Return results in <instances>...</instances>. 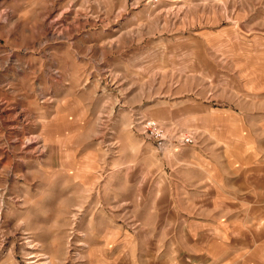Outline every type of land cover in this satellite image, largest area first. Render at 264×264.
Returning a JSON list of instances; mask_svg holds the SVG:
<instances>
[{
    "label": "rangeland",
    "instance_id": "374dc122",
    "mask_svg": "<svg viewBox=\"0 0 264 264\" xmlns=\"http://www.w3.org/2000/svg\"><path fill=\"white\" fill-rule=\"evenodd\" d=\"M242 168L257 239L264 0H0V264H146Z\"/></svg>",
    "mask_w": 264,
    "mask_h": 264
},
{
    "label": "crops",
    "instance_id": "0c3cea01",
    "mask_svg": "<svg viewBox=\"0 0 264 264\" xmlns=\"http://www.w3.org/2000/svg\"><path fill=\"white\" fill-rule=\"evenodd\" d=\"M244 172L249 173V169L242 168L244 177L238 183L241 181L243 188L237 193L224 191L218 182L211 181L202 196L194 194L190 211L170 215V222L166 220L163 226L165 234L148 235L146 264H234L264 253V236L255 239L250 232L245 206L248 199L244 197L248 178ZM226 195L239 198L231 200ZM177 229L179 236L175 235Z\"/></svg>",
    "mask_w": 264,
    "mask_h": 264
},
{
    "label": "built area",
    "instance_id": "2783aa9c",
    "mask_svg": "<svg viewBox=\"0 0 264 264\" xmlns=\"http://www.w3.org/2000/svg\"><path fill=\"white\" fill-rule=\"evenodd\" d=\"M153 3H158V2H160V1H162V0H151ZM184 142L185 143H193V138L191 137V136H186L185 138H184Z\"/></svg>",
    "mask_w": 264,
    "mask_h": 264
}]
</instances>
